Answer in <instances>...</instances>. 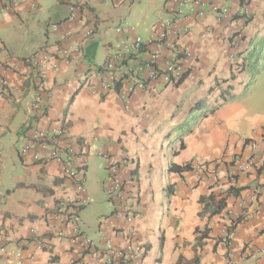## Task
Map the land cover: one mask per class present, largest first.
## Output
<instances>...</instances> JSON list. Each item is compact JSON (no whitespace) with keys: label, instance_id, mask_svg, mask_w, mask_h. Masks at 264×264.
<instances>
[{"label":"crops","instance_id":"1","mask_svg":"<svg viewBox=\"0 0 264 264\" xmlns=\"http://www.w3.org/2000/svg\"><path fill=\"white\" fill-rule=\"evenodd\" d=\"M241 3L224 1L232 15ZM75 4L20 0L0 14V264H15L19 248L25 264H99L101 255L76 238L75 216L81 219L80 234L98 248L107 240L123 247L135 230L143 254L128 264H225L228 251L237 264H264V116L252 115L239 100L251 55L264 50V0L249 2L250 21L234 16L221 24L209 5L205 17H188L180 39L190 53L186 79L151 84L127 108L117 92L100 93L97 69L122 40L147 39L177 6L170 0ZM88 29L93 37L79 51L73 49L69 63L56 60L60 49L81 43ZM231 55L242 63L239 70ZM42 65L49 109L31 123L38 93L34 72ZM261 80L264 70L253 86ZM198 101L215 110L199 119L200 113L191 111ZM188 123L190 132L174 138ZM61 126L70 134L72 166L84 194L77 191L78 180L62 177L61 162L42 164L32 152L21 153L34 130ZM181 141L185 149L179 151ZM245 141L259 143L255 163L249 172L235 174V163L250 155ZM102 155L119 166L125 191L138 195V213L130 224L117 218L107 198L109 173ZM173 163L191 164L193 171L171 173ZM197 164L201 178L195 175ZM92 178L98 192L89 187ZM231 188L242 190L234 196ZM86 197L91 200L85 204ZM239 217L230 244H224L230 221Z\"/></svg>","mask_w":264,"mask_h":264},{"label":"built area","instance_id":"2","mask_svg":"<svg viewBox=\"0 0 264 264\" xmlns=\"http://www.w3.org/2000/svg\"><path fill=\"white\" fill-rule=\"evenodd\" d=\"M20 0H0V14L8 12L16 8ZM58 3L64 0H56ZM114 1V0H113ZM118 1V0H115ZM176 8L172 9V17L158 21L151 35L147 39L135 36L132 42L122 40L119 48L114 51L106 64L103 71L97 69L100 76L99 91L102 94L109 92H117L120 100L126 108L131 101L142 93L149 85L161 83L164 85H177L186 74L185 63L190 58L188 50L180 44V39L184 33V25L188 17L194 16L203 18L207 15L206 7L210 6V12L215 16L219 23L230 22L234 16L249 21L252 15L249 2L252 0H242L240 6L236 8L235 14L232 15L231 8L224 4L228 0H170ZM231 1V0H230ZM87 0H77V6L84 7ZM76 7H70V21L75 20ZM54 30L58 29L57 25L53 26ZM134 33V28H128ZM122 29L117 28L116 32L121 33ZM209 31L204 37L210 35ZM94 35L92 29H88L82 37L81 43H75L74 47L62 48L57 53L56 60L69 63L71 52L73 49L79 51L83 44L88 42ZM230 61L236 70L242 65L238 62L234 55L230 56ZM57 64L53 65L56 68ZM46 67L36 66L34 79L38 82V93L34 98L32 109L34 117L45 115L49 109V96L44 88V82L47 78ZM90 88V87H89ZM245 148L249 150L250 155L244 160H238L234 166L235 174H245L254 166V157L258 152L259 143L256 141H245ZM32 152L35 162L48 164L51 161L61 162V175L67 180H78L77 191L79 194L86 192L85 186L80 180V173L72 166L76 156L74 148L71 144V137L67 128L52 127L43 130H34L33 136L29 143L22 147V155ZM107 163L109 178L106 184L105 193L110 202L116 207L117 218L123 219L130 224L138 213V195L129 194L125 191L124 182L119 175V166L108 155H102ZM199 165L195 167V175L197 178L202 177ZM90 197L84 199V203L90 202ZM230 221L229 233L223 239V243L230 244V235L236 222L240 220ZM81 219L78 216L73 218L75 224L74 234L80 240L81 244L101 255L99 264H116L118 262L130 263L142 257L143 249L135 241L137 235L135 230H130L129 238L123 247L115 246L112 241H104V245H96L92 240L85 238L80 234L78 224ZM102 223L106 219H102ZM75 238V239H76ZM74 240L75 241H77ZM15 264H25L22 249L15 252ZM242 260V258H241ZM240 260H236L231 252L226 255L225 264H237Z\"/></svg>","mask_w":264,"mask_h":264},{"label":"rangeland","instance_id":"3","mask_svg":"<svg viewBox=\"0 0 264 264\" xmlns=\"http://www.w3.org/2000/svg\"><path fill=\"white\" fill-rule=\"evenodd\" d=\"M264 70V50L260 51L259 49L251 55V64L248 67V81L244 85V89L241 91V97L239 100H242L248 108L251 110V114H255V116H264V104L260 105L258 100H261L264 96V81L261 80L258 86H253L255 82V78H257L258 74L263 72ZM209 108L202 109L198 113L205 112ZM188 125L185 127L178 129V133L174 138L178 136L185 135L189 129ZM173 140V139H172ZM94 161H91L92 168H94ZM89 187L92 189L93 192H98V188L96 186V179L92 178L90 180ZM102 193V190H101ZM105 195V194H104ZM94 204L97 203V198L94 197Z\"/></svg>","mask_w":264,"mask_h":264},{"label":"trees","instance_id":"4","mask_svg":"<svg viewBox=\"0 0 264 264\" xmlns=\"http://www.w3.org/2000/svg\"><path fill=\"white\" fill-rule=\"evenodd\" d=\"M250 21V20H249ZM100 71H103V67H100L99 68ZM186 76H187V73L184 75V77L181 79V81L178 83V84H181L185 79H186ZM202 109H204V101H198V103L191 109V111L194 113V112H199L201 111ZM215 109H211V110H208L209 112H213ZM209 112H201L199 114V119H203L205 118ZM46 114V113H45ZM65 115L67 116L68 115V110L65 111ZM38 117H33L31 119V123L33 120H36ZM188 132H190V130H188ZM185 149V144L183 141H181V145H180V149L179 151H182ZM179 151H175V155H179ZM170 172L171 173H177V174H184L186 172H191L193 171V167L191 164H186V165H177L175 163H173L170 168H169ZM242 189H237V188H231L229 190V194L230 195H234V196H238V191H241ZM223 208L220 207V210L217 211L218 212H221ZM239 221L236 222V224L238 223ZM236 226V225H235Z\"/></svg>","mask_w":264,"mask_h":264}]
</instances>
